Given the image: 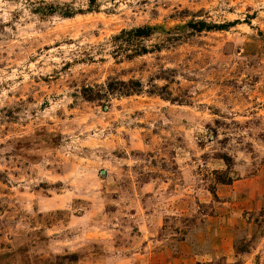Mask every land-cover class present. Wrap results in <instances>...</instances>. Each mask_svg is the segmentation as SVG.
I'll return each mask as SVG.
<instances>
[{
    "label": "rangeland",
    "instance_id": "1",
    "mask_svg": "<svg viewBox=\"0 0 264 264\" xmlns=\"http://www.w3.org/2000/svg\"><path fill=\"white\" fill-rule=\"evenodd\" d=\"M0 264H264V0H0Z\"/></svg>",
    "mask_w": 264,
    "mask_h": 264
},
{
    "label": "trees",
    "instance_id": "2",
    "mask_svg": "<svg viewBox=\"0 0 264 264\" xmlns=\"http://www.w3.org/2000/svg\"><path fill=\"white\" fill-rule=\"evenodd\" d=\"M91 6L95 3V0H89ZM200 24V23H199ZM152 32V27H136L130 30H122L118 35L112 37L113 42H118L119 46L125 45L131 48H124V52L127 50L130 53L125 55L127 58L134 55H140L146 53L145 47L135 44V40L148 37ZM141 83L138 80H128V81H114L106 85L107 92L111 93L117 91L124 95H130L141 91Z\"/></svg>",
    "mask_w": 264,
    "mask_h": 264
}]
</instances>
